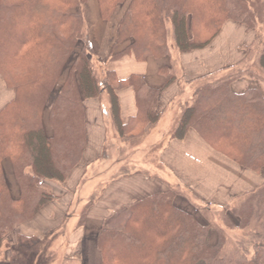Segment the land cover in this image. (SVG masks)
<instances>
[{"label":"trees","instance_id":"trees-1","mask_svg":"<svg viewBox=\"0 0 264 264\" xmlns=\"http://www.w3.org/2000/svg\"><path fill=\"white\" fill-rule=\"evenodd\" d=\"M125 1L98 0L102 17L109 19ZM255 1L130 0L117 26L116 44L131 43L112 58L129 51L139 61L170 55V31L179 52L204 49L229 19L244 23L248 31L255 29L252 43L243 46L247 54L241 69L200 83L181 112L173 136L182 139L194 129L218 151L260 171L264 168V94L257 87L244 92L232 88L245 76L264 82V15L256 20ZM85 2L0 0V75L16 94L0 112V246L7 233L56 198L46 183H63L81 156L84 99L97 98L106 89L115 125L124 138L141 135L160 118V91L133 75L119 85L133 86L138 113L126 124L121 121L114 75L102 76L93 58ZM256 21L260 28H255ZM79 42L83 46L71 61ZM67 65L65 82L49 107L54 134L48 137L43 114ZM5 158L14 166L21 190L18 199L12 198L3 176ZM164 195L140 200L123 228L102 234L104 264H264V183L230 206L238 225L228 214L222 219L230 228L246 231L252 252L243 242L227 248L222 228H218L217 243L209 246L208 227Z\"/></svg>","mask_w":264,"mask_h":264},{"label":"crops","instance_id":"crops-1","mask_svg":"<svg viewBox=\"0 0 264 264\" xmlns=\"http://www.w3.org/2000/svg\"><path fill=\"white\" fill-rule=\"evenodd\" d=\"M126 6L127 3L118 5L112 16L104 19L98 0H86L83 9L93 58L102 76H106V72L114 75L113 89L118 97L123 124L138 113L133 86L119 85L133 75L140 76L148 87L160 91V118L155 125L148 126L136 136L139 140L136 143L134 136L124 138L119 135L106 89L99 97L82 101L84 130L77 165L64 183H46L56 198L43 206L33 219L19 225L15 234L16 244H19V236L26 240L37 239L39 244L46 242L45 252L47 258H51L49 264H104L100 247L102 234L108 228H123L130 218L132 206L152 195L167 193L168 185L179 186L183 194L190 195V198L175 195L174 205L201 222L193 196L203 203L222 206L248 188H256L264 180V169L261 175H257L233 163L210 147L194 129H189L182 139L173 136L177 120L187 103L192 101L199 84L220 80L242 67L247 54L243 46L252 43L254 31H248L241 22L230 20L204 49L181 53L171 44L170 55L161 58L149 56L139 61L133 51H129L113 59L114 52H123L131 43L127 40L116 44L117 26ZM253 87L264 94V82L248 76L232 84L236 92ZM13 98L14 92L0 78V112ZM44 128L46 135L52 137V127L44 123ZM109 132L112 150L108 160ZM141 139L152 141L150 149L161 147L156 156L140 161L139 169L133 157L131 171H126L123 164L116 165L118 157L114 152L126 148L130 150L128 156H135L143 148ZM2 166L11 194L18 199L19 186L11 184V160L5 158ZM232 176L238 178L232 182ZM104 180L109 181L104 183ZM100 185L102 187L97 190ZM78 196L84 202L78 203ZM40 255L39 251L38 257Z\"/></svg>","mask_w":264,"mask_h":264},{"label":"rangeland","instance_id":"rangeland-1","mask_svg":"<svg viewBox=\"0 0 264 264\" xmlns=\"http://www.w3.org/2000/svg\"><path fill=\"white\" fill-rule=\"evenodd\" d=\"M125 3H127V6H126V9H127L128 5L130 3V0H126ZM254 4L255 5L257 4V7H255V9H256V13H255L256 20H261L262 19V16L264 15V0H256ZM122 7H123V5H121L120 8H122ZM126 9H125V11H126ZM230 20H233V21H236V22H240V21L234 20V19H229L226 22H228ZM256 25L257 26L255 28H260L258 22L256 23ZM168 27L170 28V26H168ZM169 28H168V30L170 31ZM254 30H252V31H254ZM168 44H170V45L172 44L173 46L175 45L174 40H173L172 35H171V31L168 34ZM82 46H83V42H79V44H78V46H77V48H76V50H75V52H74V54L72 56L71 61H73L75 59V57L77 56V54L81 50ZM254 67H255V65H254ZM69 69H70V67L68 68V65H67L66 68H65V70H64L63 77L60 79L59 83L56 85V88L54 89V91H53V93H52V95L50 97V100L48 101V104L46 105L47 107H46V110H45V112L43 114V125H44V123L47 124V125H50L49 120H48L49 107L51 106L53 100L55 99L56 94L59 92V90L63 86V84L65 82L64 81L65 80V77L68 74ZM240 69H241V67L239 69H237V71H239ZM0 78L5 82L6 86L10 90H12L14 92V98H13V100H14L15 97H16L14 88H12V87H10V86L7 85V83H6V81H5V79H4L3 76L0 75ZM166 119L168 120L169 117H166ZM109 135H110V137H109V145L106 147V157H107L108 160L110 158V153H111V150H112V148H110L111 142H112L111 132H109ZM134 138L136 139L137 137L135 136ZM138 141H139L138 139L135 140L136 143H138ZM205 141H206V143L210 147L214 148L207 140H205ZM149 143H151L150 145L153 144L151 140H147V139L143 140V139H141L140 144H143V148H141L138 151L137 155H135V156H133V155L128 156V154H130V150H126V148L123 149V150H117V151H115L114 154L118 157V161H117L116 165H122L123 164V166L125 167V170L126 171H131L132 166H133L131 164V161H132V158L134 157L137 160V162H136V164H137L136 165V168L139 169L138 168V163H140V161H144L145 159H153L156 156L157 152L161 148L159 146H154V147H152L150 149L149 148L150 147ZM214 150H216L217 152L221 153L226 158L230 159L233 163H235V164H237V165H239V166H241L243 168H246V169L254 172L257 175H261V171L264 169L263 168L260 171L252 170V169H250V168H248V167H246L244 165H241V164L237 163L231 157H229L228 155H226L223 152L218 151L216 148H214ZM77 159L79 160L80 157H78ZM78 160L76 161V163L74 164V167L70 171H72L75 168V166L78 163ZM140 165L143 166L142 164H140ZM2 169H3V166H2ZM11 172H12V174H11V176H12V178H11V184L12 185L13 184H18L19 189H20V185L18 183V180H17L16 174H15V170H14L13 164H12V170H11ZM9 174H10V170H9ZM68 175H67V177H68ZM93 175L94 174L92 173V176ZM3 176H4V179L6 180V177H5L4 172H3ZM237 178H238L237 176H232L230 178V181L233 182ZM88 181H91V179H88ZM108 181L109 180H104V183H106ZM6 182H7V180H6ZM48 182H50V183H59V182H56V181H48ZM263 183H264V180L256 188L260 187ZM7 185H8V183H7ZM101 187L102 186L100 185L97 188V190L100 189ZM167 187H168V190L169 191L167 193H160V194H165L166 196H168V195L171 196V199H172V202L173 203H174L175 195H182V196L184 195V196L190 198V195L187 196L186 194H183V191H181V189H180L179 186H173L172 187V186H169L168 185ZM8 188H9V186H8ZM256 188H248L246 191H244L241 194L233 197L230 203L224 204L222 206H212L211 204L203 203L200 200H198V198H196L195 196L192 195L194 197V199H195L194 200L195 201V204L194 205L196 206V208H198V211H199L198 212V218H199V220H201L200 224H202L203 226L208 227L207 244L209 246H212V245H214V244L217 243V240H218V228H222L223 229V232H224V236L228 239L227 248H231V247L238 246V244L240 242H243L244 244L246 243V246H247L246 248H249L251 250V252H252V243L250 242L249 238L247 237L246 231H243V230L238 229V228H230L228 226V224H225V222H223L222 219H223V217L225 215L228 214V216H230V218L232 219V221L236 225H238L239 224V218L233 216L231 214L229 208H230V206L236 205V203H238V198L241 195H243L245 192L254 190ZM48 189H50V188H48ZM9 191H10V188H9ZM20 193H21V190H20ZM10 194H11V191H10ZM11 196H12V194H11ZM19 197H20V195H19ZM82 197H84V196H82ZM85 197L87 199L90 198V196H85ZM12 198H13V196H12ZM77 202L78 203H81V202H84V200L78 196L77 197ZM193 217L195 218V216H193ZM27 221H29V220H27ZM24 222H26V221H24ZM22 223L18 224L15 227L14 230H12L11 232L7 233V235L4 237V239H3L2 243H1V246H0V264H49L50 261H51V258H47V254H46V252H47L46 251V249H47V245L46 244L47 243L46 242L39 244L37 239L26 240L22 236L21 237L19 236L18 237L19 244H16L15 243L14 240H15V238H17L16 235H15L16 234V230H17L18 226L21 225ZM110 229L113 230L115 228H108L107 230H110ZM113 250L115 251L116 249L113 248ZM39 251L41 252V255L38 257ZM197 264H203V262H199Z\"/></svg>","mask_w":264,"mask_h":264}]
</instances>
